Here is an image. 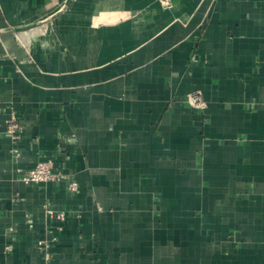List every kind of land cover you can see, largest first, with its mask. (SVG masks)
<instances>
[{"label": "crops", "instance_id": "crops-1", "mask_svg": "<svg viewBox=\"0 0 264 264\" xmlns=\"http://www.w3.org/2000/svg\"><path fill=\"white\" fill-rule=\"evenodd\" d=\"M0 264H264V0H0Z\"/></svg>", "mask_w": 264, "mask_h": 264}, {"label": "built area", "instance_id": "built-area-1", "mask_svg": "<svg viewBox=\"0 0 264 264\" xmlns=\"http://www.w3.org/2000/svg\"><path fill=\"white\" fill-rule=\"evenodd\" d=\"M165 5L168 4V0H162ZM186 102L193 108L198 110H204L207 108V102L204 99L201 91L195 90L190 92L186 97ZM6 132L11 138L18 140L23 135V127L19 119L13 115L11 119L7 121ZM20 179L25 183L39 182V183H52L67 181L68 189L74 192L78 189V182L72 177L70 173L62 170H55L51 161H39L36 165L24 171ZM49 215L54 217L58 223H61L67 216L65 209L54 210L47 208ZM62 229L61 225H53L48 228L47 235L38 241V246L41 249L46 263H49L52 258L51 248L52 244L58 239L57 232ZM10 247L8 246L7 249Z\"/></svg>", "mask_w": 264, "mask_h": 264}]
</instances>
